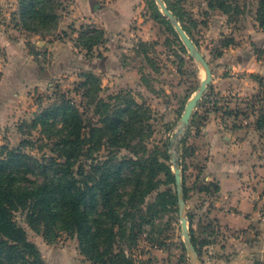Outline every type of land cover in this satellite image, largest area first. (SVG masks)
<instances>
[{"label": "rangeland", "instance_id": "1", "mask_svg": "<svg viewBox=\"0 0 264 264\" xmlns=\"http://www.w3.org/2000/svg\"><path fill=\"white\" fill-rule=\"evenodd\" d=\"M61 1L57 26L35 32L22 24L19 0H0V146H18L25 137L20 126L38 136L39 130L33 131L29 124L56 101L60 91L70 93L81 105L88 137L92 136L91 130L103 126L106 104H116L113 97L120 102L134 98L152 110L153 135L147 140L148 148L171 143L172 168L174 171L177 165L181 169L183 215L188 219L195 248L186 244L181 214L174 205L146 209L158 193L177 188L167 184L161 174L158 188L146 196L143 204L147 221L137 215L135 223L142 222V227L136 239L118 236L116 249L124 250L133 264L264 263V250L258 249V235L264 230V168L250 171L252 187L260 195L253 193L257 196L255 205L261 212L250 230L230 227L227 213L233 205L221 198L218 179L228 173L229 163L241 171L245 149L238 147L244 141L251 146V165L262 161L264 167V128H256L259 113L250 106L254 96L261 95L254 74L264 77V54L256 53L264 48V30L257 20L259 0H227L232 4L230 13L210 7L209 0H169L183 16L213 73L212 82L185 127L181 118L186 104L199 90L206 71L189 52L158 1L96 0L101 6V20L109 26L84 20L75 0ZM153 1L171 20L176 33L166 20L157 17ZM82 25H87L86 30L105 31L104 42L94 46L90 56L87 48L77 45ZM224 38H234V44L225 47ZM58 51L65 52V56ZM70 51L77 54L76 58L97 62L95 67L101 70H84L79 63H70ZM87 73L94 74L95 79L88 85L91 93L89 90L84 96L83 89L75 88ZM257 107L258 103L255 110ZM212 134L219 140H214ZM226 135L231 137L230 142H226ZM94 143L97 146L99 140ZM101 149L103 154L111 149L106 138ZM117 153L131 154L125 148ZM177 157L175 164L173 159ZM16 219L47 264H91L81 253L76 235L62 233L55 241H48L27 224L21 213Z\"/></svg>", "mask_w": 264, "mask_h": 264}, {"label": "trees", "instance_id": "2", "mask_svg": "<svg viewBox=\"0 0 264 264\" xmlns=\"http://www.w3.org/2000/svg\"><path fill=\"white\" fill-rule=\"evenodd\" d=\"M209 1L210 7L225 13L232 9L227 0ZM164 2L192 39L183 16L169 0ZM153 5L157 17L173 28L154 1ZM59 8H63L61 0H19L18 15L28 30H50L59 22ZM257 20L264 30V0L258 2ZM86 26H81L77 45L87 48L89 55L94 46L104 42L105 31L86 30ZM234 41L224 38L222 43L226 47ZM256 53L262 56L264 48H258ZM82 77L88 78V82L80 81L75 89H83L85 96L89 90L91 93L88 85L95 75L87 73ZM254 77L260 84L261 95L254 96L250 106L259 113L256 128L263 129L264 77ZM69 94L60 91L56 101L32 119L29 128L39 130L38 136L20 126L25 137L19 145L0 146V264H47L26 229L18 223L17 213L48 241H55L62 233L76 235L81 253L91 264H133L124 250L116 249L118 236L136 239L142 227V222L135 223L136 217L147 221L143 204L146 196L158 188L161 174L167 184L177 187L169 152L171 143L166 141L164 146L152 149L147 146L153 135L149 106L134 98L120 102L117 96L113 97L116 104H106L103 126L91 130L92 136L88 137L85 112ZM105 138L111 148L107 154L101 151ZM120 148L131 154L119 156ZM215 189L219 191V186ZM157 205H174L178 211L177 188L158 193L146 209L151 211Z\"/></svg>", "mask_w": 264, "mask_h": 264}, {"label": "crops", "instance_id": "3", "mask_svg": "<svg viewBox=\"0 0 264 264\" xmlns=\"http://www.w3.org/2000/svg\"><path fill=\"white\" fill-rule=\"evenodd\" d=\"M75 4H78L76 6L79 7V9L81 10L80 12L84 15L82 16L84 20L101 22L102 26L104 25L103 23H105L108 26L110 25L109 22H105L104 20H101L102 18L100 17L101 6L97 5L96 0H75ZM108 26H106V28L111 29V27ZM44 43H46V41L43 42V44ZM73 48L76 49L77 47L74 46ZM57 54H61V57L65 56V52L58 51ZM70 54L71 56L68 54L70 57V63L73 64L79 63L80 65L78 66L79 67L83 66V68L85 67L84 70L92 69L94 72H99L98 70H101L100 67H95L97 65V62L90 63L89 61L85 60L82 56L81 57L78 56V58H76L77 54L72 51H70ZM105 55H107V53H105ZM75 58L77 60H74ZM39 77L40 76H38V78ZM36 81H38V79H36ZM214 136H215L213 137L214 140H219L216 137L217 135ZM225 140L226 142H230L231 137L229 135H226ZM231 146L234 147L235 144L232 143ZM238 148L245 149L244 152L242 151V153L244 154V160L240 161V163H242L243 166L241 167V171H238L234 169L235 167H233L229 163L228 173H224L218 177L219 185H220V196L223 200H227L229 204L232 203L233 205L231 212L227 213L228 215L227 219L229 218L228 221L230 227H239L250 230V224H252V221H254L256 215L261 213L255 205V198L257 197L256 195H259V192L258 189L252 187V181H250L251 178L250 171H252V169L254 170L258 169L257 171H260L264 167L261 166L262 161H259L258 164H256L255 162V165H251L249 160L250 159L249 154L251 153L249 148H251V146H249L246 141L240 144ZM231 155L233 156L234 154ZM253 193H255L256 195ZM258 238L260 239L259 242L260 245H258V249L262 251L264 250V230L258 235Z\"/></svg>", "mask_w": 264, "mask_h": 264}, {"label": "water", "instance_id": "4", "mask_svg": "<svg viewBox=\"0 0 264 264\" xmlns=\"http://www.w3.org/2000/svg\"><path fill=\"white\" fill-rule=\"evenodd\" d=\"M160 4V7L165 15H167L174 23L175 29L178 32L181 40L189 50V52L195 57V59L202 64V66L205 68L206 71V78H204L201 82L199 90L196 92V94L188 101L185 107V111L182 115V127H185L190 124V118L192 116L194 108L197 106L198 102L202 99L205 91L209 87L210 83L212 82L213 73L212 69L210 67L209 62L207 61L204 54L197 48L194 41L190 38V36L187 34V32L184 30L182 25L179 21L176 20L174 14L172 11L168 8L166 3L163 0H157ZM179 157L173 159L175 164H177V159ZM174 173L176 178V185H177V191L179 194V211L181 214V225L183 229V234L186 238V244L194 250V245L191 243V236L190 231L188 228V219L183 215L184 212V206L185 201L182 197V177H181V169L179 166H174Z\"/></svg>", "mask_w": 264, "mask_h": 264}]
</instances>
